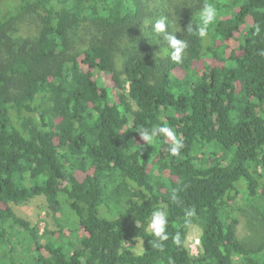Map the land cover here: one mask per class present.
I'll return each instance as SVG.
<instances>
[{"label": "trees", "instance_id": "trees-1", "mask_svg": "<svg viewBox=\"0 0 264 264\" xmlns=\"http://www.w3.org/2000/svg\"><path fill=\"white\" fill-rule=\"evenodd\" d=\"M150 1L0 5V264H264V0H188L164 33L142 25ZM206 3L217 15L200 37ZM26 15L36 37L13 40ZM81 23L129 38L120 69L108 41L74 48ZM168 37L187 45L179 61ZM39 196L64 222L44 242L9 206ZM238 201L256 214L258 243L236 238ZM155 210L165 241L148 229ZM135 239L140 253L124 247Z\"/></svg>", "mask_w": 264, "mask_h": 264}, {"label": "rangeland", "instance_id": "rangeland-1", "mask_svg": "<svg viewBox=\"0 0 264 264\" xmlns=\"http://www.w3.org/2000/svg\"><path fill=\"white\" fill-rule=\"evenodd\" d=\"M8 0H2L0 5H7ZM13 5L19 3V0H10ZM188 0H151L145 6V19L142 25L154 29L155 23L164 19L165 23L171 25V30H177L174 20L175 9L180 5H184ZM157 8V11L155 10ZM38 31V22L34 16L26 15L17 20L8 31L9 37L14 39H28L33 40ZM70 36L74 48L77 51H82L87 48L91 42L95 41H108L111 43L115 51V63L118 69L121 68L122 59L121 51L131 48V42L128 37L123 36L117 38L113 33L106 32L99 28H95L90 23H81L72 26ZM16 41V40H15ZM17 42V41H16ZM4 54L3 57H6ZM102 75H100L101 77ZM12 212L29 222L32 226L36 227L40 241H47L50 237L56 238L57 232L61 230L59 224L64 223L63 218L59 214H55L50 210L48 203L44 196L34 197L30 201L20 205L9 204ZM233 217L236 220L235 235L236 238L243 244L258 243L263 237L260 226L257 224L256 214L251 211L242 201H238L233 206ZM98 215H103L102 207H98ZM150 229V227L148 228ZM201 234L200 228L197 225H192L189 228L185 239V246L191 256L196 257L200 252L199 236ZM124 247L134 253L142 251V243L140 240L128 241Z\"/></svg>", "mask_w": 264, "mask_h": 264}, {"label": "clouds", "instance_id": "clouds-1", "mask_svg": "<svg viewBox=\"0 0 264 264\" xmlns=\"http://www.w3.org/2000/svg\"><path fill=\"white\" fill-rule=\"evenodd\" d=\"M217 15L216 9L211 4H205L201 12L199 13L200 16V26L199 31L197 34L200 37H205L207 35L208 27L210 24L213 23ZM165 21L164 19L158 20L154 25V30L157 33H164L165 32ZM191 30V29H189ZM256 31L259 32V26H257ZM169 45L174 51L172 52V59L175 61L180 60L182 50L187 47L186 43L183 41H178L174 37H168ZM159 128V132L164 135L165 137L170 138L173 141L172 146L170 147L169 151L173 156L179 155L180 149L183 147V144L180 140H178L175 136L174 131L167 127V126H157ZM141 139L145 141L148 145H151L157 135L148 134V130L144 129L140 132ZM173 199H175V195H173ZM187 216H192L193 212L188 211L186 213ZM167 217L160 213V211L155 210L152 213L150 228L152 229L154 235L158 237L161 241H165L168 239L167 234H165V221ZM176 242H179V235L176 236Z\"/></svg>", "mask_w": 264, "mask_h": 264}, {"label": "built area", "instance_id": "built-area-1", "mask_svg": "<svg viewBox=\"0 0 264 264\" xmlns=\"http://www.w3.org/2000/svg\"><path fill=\"white\" fill-rule=\"evenodd\" d=\"M150 227V226H149ZM151 229V228H150Z\"/></svg>", "mask_w": 264, "mask_h": 264}]
</instances>
